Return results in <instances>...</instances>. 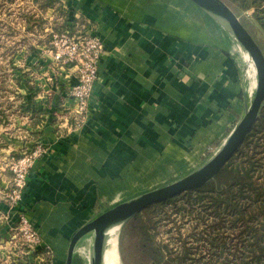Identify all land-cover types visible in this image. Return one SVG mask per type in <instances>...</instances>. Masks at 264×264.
Returning a JSON list of instances; mask_svg holds the SVG:
<instances>
[{
	"label": "crops",
	"instance_id": "0c3cea01",
	"mask_svg": "<svg viewBox=\"0 0 264 264\" xmlns=\"http://www.w3.org/2000/svg\"><path fill=\"white\" fill-rule=\"evenodd\" d=\"M51 1L37 12L46 19V38L14 54L29 87L11 89L10 98L20 99L9 102L16 110L10 126L21 135L8 148L13 154L37 143L46 148L27 175L18 209L53 264H65L68 242L86 221L211 157L241 117L245 83L254 75L245 74L244 54L220 22L200 10L189 19L190 0H179L178 8L173 0ZM58 2L64 14L55 11ZM75 15L104 46L82 127H74L68 95L75 76L53 66L49 52V31H75ZM90 246L87 237L85 250L75 247L73 264H88Z\"/></svg>",
	"mask_w": 264,
	"mask_h": 264
},
{
	"label": "trees",
	"instance_id": "16d2710c",
	"mask_svg": "<svg viewBox=\"0 0 264 264\" xmlns=\"http://www.w3.org/2000/svg\"><path fill=\"white\" fill-rule=\"evenodd\" d=\"M224 1L264 53L262 41L240 16L249 12L264 33V0ZM15 69L16 86L29 87L22 68ZM5 117L0 109V118ZM161 223L175 235L169 236L172 242L154 240L152 230ZM122 227L118 250L124 264H264V104L242 144L212 179L143 209Z\"/></svg>",
	"mask_w": 264,
	"mask_h": 264
},
{
	"label": "rangeland",
	"instance_id": "374dc122",
	"mask_svg": "<svg viewBox=\"0 0 264 264\" xmlns=\"http://www.w3.org/2000/svg\"><path fill=\"white\" fill-rule=\"evenodd\" d=\"M38 2L45 3V0H0V90L3 91L0 92V109L6 113L4 120L0 118V203L8 207L6 210L0 207V264H53L50 257V249L46 245H40V237L36 242L28 241L27 234L24 232L23 225L19 219L21 215L26 216L28 219L25 212L18 209L21 200L11 205L6 197L13 178L10 165L15 160L14 156L21 154V152L13 154V151L8 148V144L11 143L8 140L10 138L19 139L21 135L19 130L10 126V121L16 115L14 105L20 99L16 97L10 98L12 95L11 89L16 86L14 79L18 74L15 66H19L13 58L14 54L20 51L22 45L46 38V34L43 31L44 20L46 19L42 17L43 14L37 13L39 7H42ZM181 4V1L173 0V7L178 8ZM188 5L190 9L188 13L189 19H194L191 11L200 10L204 12L191 1H189ZM55 8L57 13L64 14V8L67 7L62 6L58 2ZM240 16L245 19L250 30L264 45V33L250 18L249 12L240 13ZM24 20L28 22L29 28L27 32L22 29ZM47 26L50 27L49 24ZM53 31L56 30L53 29ZM245 84L247 88L249 83L246 81ZM9 102H13L14 105L10 106ZM8 177L10 178L9 180ZM28 222L30 223L29 219ZM122 228L121 224L118 228L117 244ZM166 228L167 226L161 223L156 230H152L154 240L164 244L172 242L169 236L175 237V235L169 234ZM184 228L182 232L186 233L188 226ZM176 245L178 246L179 244L174 243L173 246ZM121 263L124 264L120 256L119 264Z\"/></svg>",
	"mask_w": 264,
	"mask_h": 264
},
{
	"label": "water",
	"instance_id": "95a60500",
	"mask_svg": "<svg viewBox=\"0 0 264 264\" xmlns=\"http://www.w3.org/2000/svg\"><path fill=\"white\" fill-rule=\"evenodd\" d=\"M206 14L220 22L239 47L248 54L256 71V87L251 99L246 98L244 111L220 148L205 162L184 176L162 186L136 194L99 212L82 224L71 236L65 264H73V254L78 241L91 235L88 264H98L96 248L103 234L112 225L118 228L128 218L147 207L155 206L188 190L196 189L212 179L227 163L252 129L264 104V53L240 17L224 0H190Z\"/></svg>",
	"mask_w": 264,
	"mask_h": 264
},
{
	"label": "built area",
	"instance_id": "2783aa9c",
	"mask_svg": "<svg viewBox=\"0 0 264 264\" xmlns=\"http://www.w3.org/2000/svg\"><path fill=\"white\" fill-rule=\"evenodd\" d=\"M74 19L76 20L75 31L68 28L60 31L51 30L49 52L51 53L53 66L66 67L75 76L74 81L68 87V95L74 101L71 109L74 127H82L90 116V98L98 79V61L102 56L104 46L99 36L85 30V25L78 21L79 16L75 15ZM240 50L243 54L245 53L241 48ZM245 61V74L249 75L252 70L251 62L247 58H245ZM255 87L256 76L249 82L245 90L247 98H252ZM45 151V146L37 143L32 149L22 151L21 154L14 156L15 160L10 165L13 178L10 182L9 192L6 194L11 205L21 200L27 175L36 159ZM19 219L24 232L27 234L28 241H38L39 235L28 222L26 216L21 215Z\"/></svg>",
	"mask_w": 264,
	"mask_h": 264
},
{
	"label": "bare ground",
	"instance_id": "6f19581e",
	"mask_svg": "<svg viewBox=\"0 0 264 264\" xmlns=\"http://www.w3.org/2000/svg\"><path fill=\"white\" fill-rule=\"evenodd\" d=\"M244 56L249 60V62H251V68H252L251 73H253V75L256 76L255 67L250 57L248 56L247 53H244ZM117 233H118V224H115L110 226L103 234V238L100 240L101 243L99 242V245L96 248V256L98 258V264H119L120 256H119V250L117 244ZM87 237H89L90 241L92 242L91 235L84 236L77 243L76 246L77 251L85 250Z\"/></svg>",
	"mask_w": 264,
	"mask_h": 264
}]
</instances>
